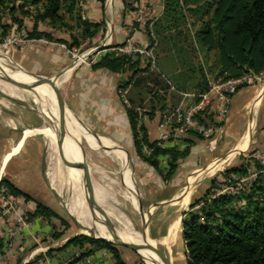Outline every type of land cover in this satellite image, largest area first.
Listing matches in <instances>:
<instances>
[{
    "label": "crops",
    "instance_id": "0c3cea01",
    "mask_svg": "<svg viewBox=\"0 0 264 264\" xmlns=\"http://www.w3.org/2000/svg\"><path fill=\"white\" fill-rule=\"evenodd\" d=\"M149 3H151V8H149ZM79 7L82 19L99 24L100 30L92 41L85 40L81 42L79 51L85 45H89V47L81 54V60H77L76 65L68 70L65 82L60 85V79L63 77L57 81L59 92L66 107L79 122L77 123L74 119L71 122L66 114L63 116V121L67 123L66 127L70 128H65V140L70 139L71 152L76 155L75 160L73 156L66 154L71 158L69 163L79 161L81 155L85 167L86 161L83 154L86 152L92 153L89 146L85 145V141L91 142L99 148H104L102 151L104 154L109 150L114 152L118 158L122 154L126 155L128 160L123 161L122 159L121 169L123 172L119 175L117 186L123 190L125 195L127 193L131 196L134 205L138 206L137 202H139L149 220V212L155 205L165 207L172 203H178L180 215L183 217L185 213L189 212L188 208L191 205L189 198H191L192 189L198 186L203 179L212 175L220 166L235 159L234 155L241 154L242 161L240 165H244V167L247 165L245 164V158L247 157L252 159L255 156H260L264 159V88L257 86L243 87L233 97L225 121H215L214 123L216 127L213 135L216 138L214 150L211 151L207 147L204 139L192 138L193 144L190 147L188 156L178 163L172 178L163 182L157 172L137 157L134 152L126 106L118 93L119 88L127 78V74L113 73L105 68L94 69L93 65L103 56L114 53L113 50L118 47L130 50L147 49L151 45L148 31L149 21L153 22L154 30L156 22L163 15L164 0H104L103 2L83 0L80 2ZM144 7L148 9L145 10L147 11L145 17L138 20L140 16L139 9ZM67 22L70 26L74 25L72 21L67 20ZM24 25L28 31L29 28L31 30L33 28V25L31 24V27H29L26 21ZM61 30L39 24L38 31L50 34L52 40L48 41L44 38L28 39L26 37L21 45V61H18L21 62V67L35 75H46L50 78L75 61V58L71 56V52L78 51L75 50V47L69 49L67 45L71 43L72 35H76L79 30L76 28L70 31ZM155 37L157 39V36ZM58 41L65 43H59ZM171 54L172 52L167 56L165 55L167 60H170L169 63L160 65L157 68L168 79L170 85V88L163 92L164 101L161 106H165V109L169 106H176L182 99V94L201 92L198 88L199 81L196 75L194 80L188 83L189 71H183L186 66L179 65ZM70 57L74 59L71 60ZM132 57L136 59V56ZM141 58L143 61L145 60L143 57ZM144 63L147 64V61H144ZM179 78L181 80L180 85L176 86L174 82ZM127 96L128 102L129 99L134 100L136 107H142L138 105V99H143L149 103V97L146 95L138 97L133 86L130 87ZM175 98H178L176 104ZM155 106L157 108L154 112L144 107L146 113L143 116V125L151 142L159 141L163 130L161 127V112L163 110H160L159 105L155 104ZM38 118L40 119L38 125L21 123L22 136L19 138L16 131L18 128L13 130L15 125L18 126L21 122L19 118L0 117V181L6 180L31 199L27 201L22 195L13 197L7 194L4 189L0 191V240L2 241L0 264L38 263V261H35L37 256L40 257L44 253L35 239H39L43 232H47V229L46 226H43L44 222L40 217H35L30 221H25V217L26 214L35 212V202L48 204L54 202L57 197L59 198L48 178L49 157L45 135L32 132L43 124V120L40 117ZM25 128H28L26 131L28 134L23 131ZM86 131L96 135L100 140L97 141ZM188 137L186 135L184 138ZM247 141L248 145L244 151L237 152L235 150L237 145L247 144ZM166 145L170 147L178 146L180 150L185 147L183 144L177 145L176 142ZM115 149L121 151L122 154L117 153ZM214 161H219L220 163L216 162L219 165L215 166L216 163H214L213 166L208 167ZM129 162L131 163V169L129 168ZM255 165L257 166L258 163ZM115 166L114 164L112 172H109L110 174L118 170ZM161 168L164 170L166 164L161 163ZM246 168L248 172L253 170L249 166ZM67 171L66 175L69 180L72 177L79 176V172L75 174L72 169H67ZM63 175L66 177L65 174ZM97 185L104 192L106 202L108 204L115 203V210H112V213L117 215L118 212L124 216L127 215L120 210V206L117 204V191L109 186ZM171 186L183 187L188 190L171 199L170 196H166L170 192ZM93 195L95 196V194ZM3 197L12 200L13 207L11 209L2 208ZM157 197L158 199H155ZM127 219L133 228L135 226L138 230L137 224L133 221L134 225L132 219ZM175 230L174 237L179 234V223L176 224ZM168 236L169 231L167 236L161 237L158 243L163 245V242L169 239L170 236ZM21 240L23 241V248L31 250L28 256H21ZM62 253L60 251L59 254ZM97 254L105 255V257L98 258L93 264H112L106 249H100ZM120 255L125 264H130L131 257L127 253L121 252ZM42 260L45 259L42 258Z\"/></svg>",
    "mask_w": 264,
    "mask_h": 264
},
{
    "label": "trees",
    "instance_id": "16d2710c",
    "mask_svg": "<svg viewBox=\"0 0 264 264\" xmlns=\"http://www.w3.org/2000/svg\"><path fill=\"white\" fill-rule=\"evenodd\" d=\"M81 1L83 0H22L23 15L29 13L23 11L27 5L34 7L35 11L32 17L33 28L28 32L27 38H44L51 41L50 34L38 31L40 23H47L57 30H79L76 35H72L71 43L67 45L69 49L79 47L85 40L92 41L98 34L100 25L82 19L79 7ZM12 2L13 0H0V20L5 13L13 15L15 7L9 6ZM191 2L195 0H184L186 4ZM182 5L181 0H164V12L155 24L156 31L159 27H164L166 31L176 28L179 21L184 19ZM199 8L201 19L208 15L210 18L202 22L195 34V40L202 51L216 54L215 65L218 72L215 79H235L249 72L258 74L264 71V0H212ZM67 20L72 21L74 25L70 26ZM13 22L17 24L18 29L23 28L22 21L13 18ZM0 29V44H3L10 27L0 24ZM180 52L187 57L189 55V51L183 50V47H180ZM144 61L138 55L133 59L130 55L110 53L103 56L93 68H105L117 74L126 73L127 78L121 87L128 86L142 73L131 86L136 89L137 96L142 93L144 96L149 95L151 112L156 110L155 104L160 106V110H164L165 106H161L164 93H161L170 88L169 81L157 68L150 71L149 64ZM188 65L192 67L190 71L195 73L193 63L185 64L186 67ZM197 73L200 75L198 88L200 93H203L208 89L207 75L201 67L197 69ZM138 102L141 106L143 99ZM129 104L126 112L136 156L153 168L163 182L170 180L178 163L188 156L193 144L192 138H202L190 132L187 134L188 138L177 139V145L185 146L183 150L178 146L170 147L161 141L151 142L144 125H138L137 115L133 111L136 107L134 100L129 99ZM144 148L150 151V155L144 154ZM165 157L166 168L162 170L161 160ZM256 167L261 169L259 165ZM247 174V168L240 165L226 169L222 177L229 180L232 175L241 178ZM216 184L219 182L214 179L211 188L204 192L201 199L194 200L189 212L183 215L180 237L185 245V264H264V173H260L250 187L237 195H216L213 190ZM3 189L13 197L22 195L27 201L31 200L4 179L0 181V191ZM35 203L36 210L33 214H26L27 221L35 217L60 218L40 202ZM240 203H243L242 206ZM196 207L197 211H192ZM85 243L107 247L115 264H125L120 252L112 247L111 243L94 240L88 236L74 237L65 247L83 246ZM81 258L74 260L73 264Z\"/></svg>",
    "mask_w": 264,
    "mask_h": 264
},
{
    "label": "rangeland",
    "instance_id": "374dc122",
    "mask_svg": "<svg viewBox=\"0 0 264 264\" xmlns=\"http://www.w3.org/2000/svg\"><path fill=\"white\" fill-rule=\"evenodd\" d=\"M212 0H195V2L191 3H184V0H181L183 2V14L184 19L180 20L177 24V27L166 31L164 27H159L158 30L154 28L153 32L155 36H157V43L155 48L153 49V56L155 58V68H159L160 65H167L170 60H167V57L165 55H169L171 52L174 56V59L181 65L182 67L185 66V64H191L193 63L194 69L196 70L195 73H192L190 69L192 68L191 65H188L185 67V70L183 71H189L188 75V83H191L194 80V76L197 74V80L200 78L199 74L197 73V69L199 67L202 68V71L204 74H206L209 79H215L218 69L215 65L216 61V54L214 52L205 53L202 51L199 47V44L195 40V34L200 29L202 22L207 21L210 18V15L206 17L200 18V8L202 5H204L205 2H210ZM23 4L22 0H13L12 3L9 4L10 7L14 6L15 10L13 15L9 14H3L0 20V24L6 25L10 27V31L8 33V36L6 37L3 44H0V56L5 55L9 57L12 61H15L19 66H21V37L28 36V32L31 30L29 28V31L24 25V22L26 21L29 24V27H31V24L33 25V19L34 17V7H31L29 5L25 6L23 11L29 12L27 15H23L21 12V5ZM13 18L22 21L23 22V28L18 29V26L15 22H13ZM160 20V19H159ZM159 22V21H158ZM41 25H44L46 27H50L47 23H40ZM64 30V29H62ZM61 30V31H62ZM68 30V29H65ZM70 31V30H68ZM2 30L0 29V34ZM23 35V36H22ZM20 41V42H19ZM8 42L9 45L7 44ZM174 45H176L174 47ZM89 47V45H85L82 50L79 51L80 46L76 47L75 50L78 52H72L75 54V59L70 57L71 60L77 61L79 58H81V54L85 52V50ZM92 47V45H90ZM180 47H183V50H188L189 55L188 57L180 52ZM115 53V52H114ZM118 54V53H115ZM7 58L8 62H11V60ZM1 63H5L4 61L0 60ZM176 62V63H177ZM12 68H16L13 66ZM16 71V70H15ZM13 72V69H12ZM16 73H19L16 71ZM199 75V76H198ZM43 78H49V76H41ZM207 79V78H206ZM180 78L179 80L175 81L174 83L176 86L180 85ZM199 81V80H198ZM18 92V89H6L3 86L2 80L0 79V117H18L21 121L18 126L15 125L13 130H16L17 128V134L18 137L21 138V123L24 124H30V125H38L40 124V117L41 119L42 114L39 112V109L41 107L35 103H39L33 98H30L26 96L27 94H21L20 96H16V93ZM9 96H15L17 98H20L18 100L12 99L6 95ZM142 93L140 96H143ZM163 95V92L161 93ZM128 99V96H126ZM149 97V95H148ZM4 101H2V100ZM139 100V99H138ZM137 100V101H138ZM178 98H175V104L177 102ZM21 101L23 103H21ZM149 103H150V97H149ZM149 103L144 101L142 102V107L149 108ZM177 106V105H176ZM127 107V106H126ZM175 107L169 106V109H172ZM39 119V120H38ZM4 127V126H3ZM6 128V127H5ZM8 129V128H7ZM12 129V127H11ZM28 128L23 129L24 132H26ZM33 133H43L42 126L38 129H35L32 131ZM28 134V132H26ZM53 141H51V147L52 151L54 149ZM181 141V140H180ZM249 141V140H248ZM247 144L237 145L235 150L237 152L244 151L247 148ZM47 144V143H46ZM85 145L89 146V150L92 153H84V158L86 161L85 170L87 172V175L89 177V182L94 184H100L109 186L110 188H113L117 191L118 197H117V204L120 206V210L124 211L137 225V229L139 231V234L141 236V239H144V233H143V223L141 219V212L139 210V207L134 205L132 202L131 196L126 193V195L123 193V190L120 189L117 186V181L119 180V175L123 170L121 169V163L122 159L123 161L128 160L127 156L122 154L121 151L116 150L117 153H121V157H117V155L114 152H111L107 150L106 154L102 153L104 148H99L95 144L91 142L85 141ZM48 149V144H47ZM51 152H49L48 149V157L50 158ZM235 159L231 160L228 164H225L223 166H220L218 169H216L212 175L206 177L202 180V182L195 186L191 191V198H189L190 204L197 199H201L203 197L204 192H206L207 189L211 188L212 181L216 179L219 184H216L213 190H215V194H229V195H237L240 192L244 191V189L249 187V183H238L236 180L238 177L236 175H232L229 180H225L222 177V173L231 167H236L240 165V162L242 161L241 154L234 155ZM247 161V158H245ZM66 161L70 162L71 158L66 155ZM219 161H214L211 164L208 165V167L213 166L214 163ZM220 163V162H219ZM223 163V162H222ZM114 164L115 168H118L113 174H110L109 172H112ZM219 164H215L217 166ZM49 166V161H48ZM129 168L131 169V163L129 162ZM250 170V169H249ZM251 171V170H250ZM64 176V175H63ZM48 178L52 185V188L58 193L59 198L57 197L54 202L43 204V206L48 207L51 209L54 213H56L60 218L55 217H40L41 220L44 222L43 226H46L47 232H43L42 235H40L39 239L36 238L35 241L37 244L42 247V251L44 254H42L40 257L37 256L35 261H38L37 264H73V261L76 259H80L79 262L75 264H93L98 258H104L105 255L97 254V252L100 249H106L108 252V257H110L111 263L115 264L113 256L109 249L105 246H101L100 244H91V243H85L83 246H76V245H69L66 246V243L73 239L74 237L78 236H99L96 235L94 232V229L92 228V225L90 224L91 221H93L90 217L91 212L85 203L84 197H83V189L77 188L74 180H69L67 177H65V181L73 188L77 189V192H80L79 194L82 195L81 198H75L67 194L65 191H61L59 187L56 184V178L52 173V170L48 168ZM73 178V177H72ZM257 178V177H256ZM255 181V180H254ZM254 183V182H253ZM217 187V188H216ZM239 188H242V190H239ZM170 192L166 194V196H170L172 199L174 196L179 195L184 191V193L188 189H184L183 187H170ZM172 190V191H171ZM93 194V193H92ZM99 194L104 197V192L99 191ZM106 194V193H105ZM155 199H158L155 198ZM156 201V200H155ZM188 201V204H189ZM158 203V202H157ZM138 204V202H137ZM243 203H240L242 206ZM186 206V205H185ZM237 207V206H236ZM3 209L6 207H2ZM1 208V209H2ZM118 208V207H116ZM239 208V207H238ZM189 209V208H188ZM198 207L194 208L192 211H197ZM186 211H188L186 209ZM72 215L79 226L76 224L74 219L68 214ZM145 214V211H144ZM150 219L147 221L148 227L147 231L149 234V239L151 241L155 242L156 249L165 255L168 259H170L171 264H185V245L181 240L180 233H181V221L183 217H180V209L178 203H172L167 206H160L158 207L155 205L153 209L149 212ZM145 219L147 217L145 216ZM176 224H180V231L179 234H177L176 237L173 236V233L176 231L175 227H170L172 225V222L174 220ZM179 219V221H178ZM25 221L26 217H25ZM90 222V223H89ZM94 223V222H93ZM113 223L115 229L122 233H127L128 231L131 233L134 232V228L130 221L127 219L126 216L119 214L117 212V215L113 214ZM95 228H98V224H93ZM170 227V228H169ZM86 233H84L83 231ZM169 229V230H168ZM167 231H169V239L165 240L163 242V245H161L159 240L167 236ZM57 236V238H56ZM88 236V237H90ZM133 237V235H132ZM92 238V237H90ZM94 239V238H92ZM98 240V239H94ZM133 240H135V237H133ZM177 241V242H176ZM176 243V244H175ZM112 247L117 249L120 253H127L131 259L129 260L130 264H149L147 259H142L137 253L129 250L126 247L114 245L111 244ZM62 246L60 249L59 247ZM23 241L21 240V256L29 255V250H25L23 248ZM24 249V250H23ZM27 249V248H26ZM48 249V250H47ZM66 249V250H65ZM64 250V251H63ZM60 251L63 253L60 255ZM3 255V253H1ZM107 255V254H106ZM44 258L45 260H42ZM41 260V261H39ZM33 261V260H32ZM145 261V262H144ZM33 264V263H32Z\"/></svg>",
    "mask_w": 264,
    "mask_h": 264
},
{
    "label": "built area",
    "instance_id": "2783aa9c",
    "mask_svg": "<svg viewBox=\"0 0 264 264\" xmlns=\"http://www.w3.org/2000/svg\"><path fill=\"white\" fill-rule=\"evenodd\" d=\"M151 8V3L148 4ZM148 10L147 8L139 9L140 20L145 17ZM145 11V12H144ZM149 37L151 45L147 49H126L124 47L115 48L113 51L118 54L132 55L143 57L150 66V69H155V58L153 56V49L156 46V37L153 32V22L149 21L148 25ZM23 36V35H22ZM25 37H21V45ZM20 42V41H19ZM10 42L7 44L9 45ZM71 56L76 57L71 52ZM80 60V58L78 59ZM207 77L208 89L203 93H187L182 94V99L177 106L172 109L166 108L161 112V127L162 133L160 140L162 143H174L177 139L185 137L188 133L192 132L200 136L206 141L207 147L212 151L215 148L216 138L213 136L215 133V121L223 122L227 116L232 99L240 88L243 87H260L264 88V71L258 74L246 73L235 79H209ZM131 87L129 84L126 87L119 88V96L121 97L125 106L130 107L127 99L128 91ZM133 111L137 115L138 125H143V116L146 110L142 107H134ZM144 154L150 155V151L144 148ZM167 158L161 160L162 164H166ZM253 160V161H252ZM261 167L260 170L256 168L257 164ZM247 164L253 170L248 172L247 176L241 177L236 180L238 183H249V187L253 184L254 180L260 173H264V159L260 156L254 158L247 157ZM242 190V188H239ZM3 207L11 209L13 207L12 200L7 197L2 198Z\"/></svg>",
    "mask_w": 264,
    "mask_h": 264
},
{
    "label": "bare ground",
    "instance_id": "6f19581e",
    "mask_svg": "<svg viewBox=\"0 0 264 264\" xmlns=\"http://www.w3.org/2000/svg\"><path fill=\"white\" fill-rule=\"evenodd\" d=\"M0 64H3V66H4L2 69L0 68V71L3 73V75H9L13 79V81H11V82L2 80L3 86L6 89H18V92L16 93L17 97L20 96L21 94H27L26 96L33 98L34 100L39 102V103H35V104H37L41 107V109H39V112L42 114V117H44V118H42V120H43L42 129H43V132H44V135L46 138V143L48 144L49 152H51L50 158H49L48 168L52 170V173L56 178L57 186L59 187V189L61 191H65L70 196L75 197V198H81L82 195L79 194L80 192H77V189L71 187L65 181V179H64L65 176H63V174L66 175V173L69 171V170L67 171V168L65 167V164L63 162V157L66 160V154H68V155L73 156V158L76 160V155L73 152H71V148L69 146V141H70L69 138H67V140H65V144H64V153L65 154L61 153V151L58 148V145H57V131H58V123H57L58 122V113L57 112L58 111H57L56 101H55V97H54L53 93L46 86H38L34 90L25 91L23 86H21L20 84H17L15 81L20 82V83H25V84H33L34 83L33 79L28 78L25 75L21 74V71L18 67H16L15 69L12 68L14 65L11 62L5 61V63L0 62ZM12 69H13V72H12ZM15 70L19 73H16ZM66 78H67V74H65L63 76V78L60 79V85H62L65 82ZM6 96L20 101L19 100L20 98H17L15 96H9V95H6ZM2 101H4V100H2ZM65 114L68 115L69 118L71 119V122H73V117H71L70 113L67 112ZM66 124L67 123H65V121H63L62 132H63L64 138L66 137L65 136L66 135L65 134V132H66L65 128L70 129L69 127H66ZM52 140H54L53 141V145H54L53 151H52V147H51V141ZM73 172L75 174L78 173L75 170H73ZM77 176H78V174H77ZM79 176L78 177L75 176L71 179V180H74L73 182L75 183L77 188H81V182H80ZM66 177H67V175H66ZM89 183H90L91 192L93 194H95V196H96L95 197L92 194L93 198L97 202V205L109 213V215L108 214L102 215V218H101L102 221H105L107 226L115 229L114 223H113V213H112V210H115V203H109L108 204L106 202L105 198L99 194L100 186L97 184L91 183V182H89ZM83 197H84V195H83ZM125 216L131 220V218L129 216H127V215H125ZM90 217L93 220L92 215H90ZM131 221L133 222V220H131ZM90 224L92 225V228L94 229V232L96 233V235L98 234V235L102 236V237H99V236H91V237L104 238V239L110 240V241L115 242V243H120L122 240H124V241H128L130 243H134L138 247L143 246L144 239H141L139 231L136 230V228H135V231L132 233L133 237H135V240H133V237L129 231L127 233H124V234H123V232L122 233L118 232V234L120 235V237H119L115 233L107 232L105 227L102 225H98V228H95L93 226V224H94L93 221H91ZM133 224H134V222H133ZM175 226H176V223L174 225H172V228ZM83 232L86 233L85 231H83ZM154 246H155V242L148 239L147 250L140 252V254L142 255V259L143 260L147 259L149 264H163L161 261L153 262V260H156V257L150 249H151V247H154Z\"/></svg>",
    "mask_w": 264,
    "mask_h": 264
},
{
    "label": "water",
    "instance_id": "95a60500",
    "mask_svg": "<svg viewBox=\"0 0 264 264\" xmlns=\"http://www.w3.org/2000/svg\"><path fill=\"white\" fill-rule=\"evenodd\" d=\"M7 58H9V57H7L5 55H1L0 56V60H2L4 62L7 61ZM11 63L15 67H18L20 69L21 74L25 75L28 78L33 79V81H34L33 84H25V83H20V82L15 81L17 84H20L21 86H23L25 91L34 90L38 86H46L53 93V95L55 97V101H56L57 111H58L57 145H58V148L61 151V153H64L65 138L63 137V132H62L63 116L67 112L70 113V111L66 107V105H65V103H64V101H63V99L61 97V94L59 92V87L57 86V81L61 77H63L67 73L68 70H70L71 68H73L76 65V61H73L66 69L62 70L60 73H57L56 75H54L53 77H50V78H43L41 76L35 75V74L29 72L28 70L24 69L23 67L19 66V64H17L15 61L11 60ZM3 67H4L3 64H0V68L2 69ZM0 79L4 80V81H8V82L13 81L11 76L3 75V73L1 71H0ZM21 103H23V102L21 101ZM72 117L77 123H79L75 119V117L73 115H72ZM86 132L90 136L94 137L97 141L100 140L99 137H97L96 135H92L88 131H86ZM63 162H64L65 167L67 169H72V170H75V171L79 172V175H80L79 179H80V182H81V189H83L84 200H85V203L87 204V206H88V208H89V210L91 212V215H92V218H93V222L95 224L104 226L107 232L115 233V234H117L120 237V235L118 234V231L116 229H113L112 227L107 226L105 221H102V219H101L102 215H107V214L109 215V213L107 211H105L104 209H102L100 206H98L96 201H95V199L93 198V195H92L91 189H90L89 178H88V175H87V173L85 171L83 158L81 157V155H80V160L79 161H74L73 163H69L63 157ZM138 207H139V210L141 212L142 223H143L144 242H143V246L142 247H138L134 243H130V242L124 241V240H122L120 243H115V242H112V241L104 239V238H97V237H92V238L98 239V240H102V241H105L107 243H111V244H114V245H119V246L126 247L129 250L137 253L140 257H142L140 252L147 250L148 239H149V234H148V231H147V227H148L147 226L148 225L147 221H148V219H145V214H144L143 209H142L141 205L139 204V202H138ZM68 214H69V212H68ZM70 216L74 219L76 224L79 226V224L77 223L76 219L72 215H70ZM180 217H181V215H180ZM176 221H177V219L172 222V225H174ZM178 221H179V219H178ZM167 233H168V231H167ZM150 250L152 251V253L156 257V260H153V262L161 261L163 264H171L170 259H168L165 255L160 253L156 249L155 246L151 247Z\"/></svg>",
    "mask_w": 264,
    "mask_h": 264
}]
</instances>
